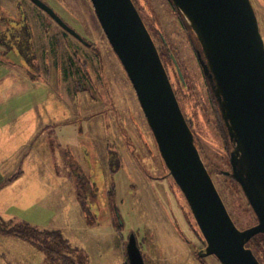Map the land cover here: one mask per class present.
<instances>
[{
  "label": "rangeland",
  "instance_id": "1",
  "mask_svg": "<svg viewBox=\"0 0 264 264\" xmlns=\"http://www.w3.org/2000/svg\"><path fill=\"white\" fill-rule=\"evenodd\" d=\"M40 1L90 46L85 48L64 34L28 0H0V32L26 18L34 34L33 57L29 58V49L25 51L27 64L15 50L5 53L7 47L0 44V76L8 78L1 79L0 86H24L16 94L11 92L6 107L11 116L19 112L24 120L33 117L24 123L25 130L10 122L9 144H17L35 129L50 144L49 154L25 148L28 164L56 166L52 186L35 187V201L27 210L15 212L22 219L15 221L59 231L73 249V264H123L130 238L143 264H221L213 255L197 259L204 247L201 234L163 164L89 0ZM138 1L167 43L164 49L156 39L179 108L215 189L234 226L249 228L255 216L239 186L225 175L230 168L228 155L222 152L217 107L196 60L194 37L169 1ZM250 3L264 41V0ZM74 50L85 54L76 56ZM0 264H47V260L31 244L0 236Z\"/></svg>",
  "mask_w": 264,
  "mask_h": 264
},
{
  "label": "water",
  "instance_id": "2",
  "mask_svg": "<svg viewBox=\"0 0 264 264\" xmlns=\"http://www.w3.org/2000/svg\"><path fill=\"white\" fill-rule=\"evenodd\" d=\"M194 37L196 57L225 128L230 171L256 224L237 229L194 143L156 47L131 0H89L134 91L158 153L183 194L204 242L198 257L260 264L245 245L264 235V41L250 0H168ZM77 36L40 0H31ZM179 81L183 79L170 56ZM224 174V173H223ZM129 264H143L133 238Z\"/></svg>",
  "mask_w": 264,
  "mask_h": 264
},
{
  "label": "crops",
  "instance_id": "3",
  "mask_svg": "<svg viewBox=\"0 0 264 264\" xmlns=\"http://www.w3.org/2000/svg\"><path fill=\"white\" fill-rule=\"evenodd\" d=\"M5 78L8 79L6 74L1 75V82L3 79L6 80ZM22 87L24 86H0V218L4 220H17L18 218L22 220L15 212L27 210V205L35 201L33 197L35 187L52 186V177L56 175L55 165L52 166L51 163L46 164L45 162L28 164V153L26 156L23 152L26 148L28 152L33 150L38 154H49L50 144L47 145L40 139L43 133L39 134L33 129L30 134L27 132V137L22 136V139L16 142L17 144L13 146L9 144L10 122L22 125L25 130L24 123L33 121V117L30 120H24L19 112L16 116H11L10 109L6 107L9 106L8 98L11 92L16 94ZM16 157L18 160L14 162ZM12 176L14 178L7 182ZM41 194H44L43 190Z\"/></svg>",
  "mask_w": 264,
  "mask_h": 264
},
{
  "label": "flooded vegetation",
  "instance_id": "4",
  "mask_svg": "<svg viewBox=\"0 0 264 264\" xmlns=\"http://www.w3.org/2000/svg\"><path fill=\"white\" fill-rule=\"evenodd\" d=\"M28 1L31 4H33L39 11L45 13L43 10H41L39 7H37L34 3H32L31 0H28ZM131 2L133 4V6L135 7V9H136V11H137V13H138L141 21L143 22L146 30L148 31V33H149V35H150V37H151V39H152V41H153V43H154V45L156 47V50H157L158 55L160 57V60H163V55L161 53L163 51L162 50H159V48H158L159 46L156 43V39H158L162 43V46L164 47V49L167 48V43L164 40L163 35L161 34L160 30L156 26H153L151 24V22L154 24V20H153V17L152 16L150 17V15L148 13L147 14L145 13V11L147 10L146 9V6L143 5V4H141L138 0H131ZM16 5H19V4H16ZM16 10L19 13H22L23 12V9H22L21 5L16 6ZM45 14L54 22V24L56 26H58L59 28L62 29V32H64V34H66L69 37H71L78 44L82 45L85 48H88L90 46V43H87L88 41H86L82 36L78 35L75 31H73L71 28H69V26L66 25V23L64 21H62L55 13L54 14L61 20V22L64 25H66L70 30H72L73 32H75L77 34V36H74L73 34H71L68 31H66L55 20H53L47 13H45ZM175 14H176V16L178 15L176 12H175ZM5 32H7V33H5ZM5 32L4 31L3 32H0V44H3L4 46L7 47V48H5V53L8 50L13 49V50L16 51V54L21 57V59L23 60V62L25 64H27V61H29V58H32L33 57V56H31V50L34 49V45L31 43L32 40L34 39V34L32 33V27H31L30 24H28L27 19L24 18V19L17 20V22H15L13 26L7 27L5 29ZM31 47H32V49H31ZM27 49H29V52L30 53L29 52H25ZM28 53H29V58H27L28 56L27 57L25 56V54L28 55ZM74 54L76 56H78L79 54L84 55L85 53L84 52L79 53L77 50H74ZM168 56H169V59H170V56H172V55L170 53H168ZM196 60H197V57H196ZM170 61H171V59H170ZM197 63H198V60H197ZM185 120H186L188 126L190 127V125L188 123V120L186 118H185ZM111 161L109 163H111ZM228 171H230V168H229ZM226 177H230V176L226 175ZM255 224H256V218H255ZM263 243H264L263 234H257V235H254L253 237H251L247 241V243L245 245L247 248H249L251 250L252 254L254 255V257L256 258V260L260 264H264V251L262 250V247H263L262 244ZM203 248H200V251L203 250ZM196 256H197V254H196ZM201 258H203V257H198L197 256V259L201 260Z\"/></svg>",
  "mask_w": 264,
  "mask_h": 264
},
{
  "label": "trees",
  "instance_id": "5",
  "mask_svg": "<svg viewBox=\"0 0 264 264\" xmlns=\"http://www.w3.org/2000/svg\"><path fill=\"white\" fill-rule=\"evenodd\" d=\"M211 99L214 100L212 95ZM216 112L218 115L217 124L220 130L221 140L223 141L222 152L223 154L228 155L230 151V143L219 113L217 110ZM13 178L14 176L8 179L7 182L11 181ZM0 236H10L31 244L44 254L47 264H73V249L69 247L66 241L62 238L60 232L57 230L39 229L36 226H32L25 222L4 220L0 218ZM262 245V250L264 251V243ZM123 264H129L127 252L126 262Z\"/></svg>",
  "mask_w": 264,
  "mask_h": 264
}]
</instances>
